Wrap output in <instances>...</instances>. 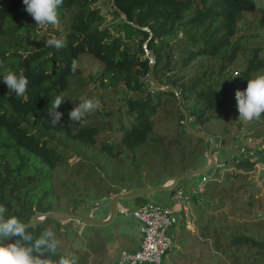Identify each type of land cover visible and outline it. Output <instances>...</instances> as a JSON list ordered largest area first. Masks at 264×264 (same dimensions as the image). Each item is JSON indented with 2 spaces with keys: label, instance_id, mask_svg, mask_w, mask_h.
<instances>
[{
  "label": "trees",
  "instance_id": "trees-1",
  "mask_svg": "<svg viewBox=\"0 0 264 264\" xmlns=\"http://www.w3.org/2000/svg\"><path fill=\"white\" fill-rule=\"evenodd\" d=\"M257 1L116 0L118 8L134 25L127 23L113 8L118 23L110 29L104 28L106 17L94 8L96 0H63L57 10L58 19H67L70 23L64 38H60L63 46L57 49L47 47L45 43L39 50L31 52L24 43L35 27L23 20L25 6L22 0H0V74L12 70L17 75L22 73L29 81L26 100L9 93L7 86L0 82V205L6 209L5 217L14 215L28 224L37 214L56 212L54 175L64 163L63 154L54 145L57 136L64 135L70 141L97 146L101 129L96 124L90 125L88 114L80 122L69 121L68 113L74 106L65 96L71 80L83 72L82 65H78L84 56L91 61L88 66L94 67V61L102 65L99 82L103 86L123 88L127 95H142L141 99H127V108L135 116V122L131 128L120 129L124 131L123 145L134 148L148 142L161 106L153 99L167 95L179 103L171 91L151 90L148 51L156 57V76L162 83L180 91L190 121L204 132L200 130L204 124L211 123L216 115L214 119L221 118L225 108L237 103L235 93L246 89L248 79L264 73L262 47L254 49L255 56L242 72L232 70L242 49L234 38L247 13L261 16L264 27V6L258 7ZM55 34L60 33L57 31ZM177 48L186 54L180 59L182 65L174 62L173 54ZM214 58L221 59L219 68L204 62ZM73 61L77 65L75 74L72 73ZM195 63L200 69L186 83V76L179 77V74H182L183 67ZM61 94L66 102L59 111L64 115L61 123L53 126L47 113L50 102ZM178 110L179 126L188 131L179 105ZM242 128L239 135L234 136V140L243 144L235 148L233 165L250 175L264 163V142L258 143V139L252 136L253 141L249 143L247 137L240 136L245 132ZM217 147L215 151L219 152ZM103 150L114 155L110 144ZM232 174L234 178L241 175ZM206 198L203 193L194 197V211L198 204L206 202ZM192 220L195 222V216ZM48 221L28 229L33 242L49 228ZM233 246L260 250L258 256L264 253V241L248 235L235 237ZM61 250L58 246L56 255L51 257L54 261L62 255L69 256ZM49 256L50 253H44L45 258Z\"/></svg>",
  "mask_w": 264,
  "mask_h": 264
},
{
  "label": "rangeland",
  "instance_id": "rangeland-1",
  "mask_svg": "<svg viewBox=\"0 0 264 264\" xmlns=\"http://www.w3.org/2000/svg\"><path fill=\"white\" fill-rule=\"evenodd\" d=\"M257 6H264V0L257 1ZM94 8L106 17L104 28L112 29L118 23V18L113 14L112 1L96 0ZM244 19L234 38V42H239L242 47L237 62L232 66L236 73L242 72L255 56V48L264 49L262 17L250 12ZM23 20L35 27L24 43L25 48L31 52L39 50L52 36L63 39L70 27L67 19H58L56 25L40 29L26 11ZM57 31L60 34L56 35ZM259 34V38H256ZM261 54L264 57V51ZM173 55L174 62L178 64L182 63V56L186 57L180 48L175 49ZM83 58L78 65H82L83 72L80 77L71 80L65 96L73 106L81 98L99 101L100 107L88 115L91 118L90 125H98L101 134L97 146L79 144L64 135L55 138L54 145L64 157V163L54 175L56 203L53 204L56 212L94 214L95 218L106 220L115 196L127 191L131 193L156 189L186 172L208 166L206 143L179 126V104L167 95L153 99L154 103L161 106L158 118H154L155 130L148 142L134 148L123 145L121 141L124 131L120 129L131 128L135 122V116L127 108V99H141L142 95H127L123 88L103 86L99 82L102 65L94 61V67L88 66L91 63L88 56ZM220 61V58H214L204 62L219 68L222 65ZM199 69L196 63L183 67L179 77L186 76L185 82L188 83ZM220 117L213 118L211 123L204 124L200 130L216 138L220 159L232 167L235 148L243 144L242 141L234 140V136L239 135L240 127H243L245 132L241 137L251 139L253 136L262 144L264 115L251 122L238 120L237 103H234L225 108ZM191 125L199 129L196 123L191 122ZM109 144L113 146L114 155L103 150ZM213 173H208L211 180L202 191L207 196L204 199L206 202L195 207L196 224L194 222L189 226L184 221L171 230L179 246L163 258V264H264V253L257 255L260 250L249 246H233L235 237L241 235L264 241V163L260 164L255 173L246 175V171H241V175L236 178L232 173H221L215 178ZM201 181L202 176L186 180L179 183L173 192H159L146 199L150 203L173 207L175 192L184 189L188 193ZM120 203L129 212L120 210L115 220L107 226L97 227L74 221L58 223L53 219L47 225L60 241L61 251L72 257L77 264H119L124 251H137L142 244V224L134 216L139 208L137 200H122Z\"/></svg>",
  "mask_w": 264,
  "mask_h": 264
},
{
  "label": "clouds",
  "instance_id": "clouds-1",
  "mask_svg": "<svg viewBox=\"0 0 264 264\" xmlns=\"http://www.w3.org/2000/svg\"><path fill=\"white\" fill-rule=\"evenodd\" d=\"M22 3L25 6L24 10L34 19L38 28L46 29L49 25L58 23L57 10L63 4V0H22ZM46 46L59 49L63 46V41L52 36L46 41ZM147 47L148 45L146 49ZM76 69V62L73 61V74ZM0 82L7 86L9 93L27 99L26 90L29 81L22 73L17 75L12 70H5L0 74ZM235 99L239 113L238 120L251 122L260 119L264 115V75L248 79L246 89L237 90ZM65 102L62 94L57 95L50 102L47 114L53 126L61 123L64 113L59 109ZM99 107V101L81 98L68 113L69 121L80 122L86 114L94 112ZM215 153L216 151L214 156ZM122 208L124 207L120 209ZM5 211L4 206L0 205V264H76L70 256L62 255L56 261L51 258L56 255L60 243L51 228L43 230L39 238L33 242V235L28 231L29 226L17 216L5 217ZM13 237L16 239L8 242ZM45 252L50 253L51 256L45 258Z\"/></svg>",
  "mask_w": 264,
  "mask_h": 264
},
{
  "label": "built area",
  "instance_id": "built-area-1",
  "mask_svg": "<svg viewBox=\"0 0 264 264\" xmlns=\"http://www.w3.org/2000/svg\"><path fill=\"white\" fill-rule=\"evenodd\" d=\"M251 143L252 139H248ZM218 146V145H217ZM264 148V146H263ZM244 153V149L242 150ZM215 162L210 172L215 178L221 173H239L237 165L228 167L227 164L220 160V154L216 151ZM211 180L208 175L202 176V181L197 187L192 188L188 193L184 189L176 192L173 207L161 206L155 203L147 202L141 205L135 211V218L142 224V244L137 251H124L121 254L119 264H163V258L167 256L178 244L171 233L182 220H186L187 225L192 226L194 220L193 199L199 193H202L203 187ZM122 212L128 213L125 208Z\"/></svg>",
  "mask_w": 264,
  "mask_h": 264
},
{
  "label": "water",
  "instance_id": "water-1",
  "mask_svg": "<svg viewBox=\"0 0 264 264\" xmlns=\"http://www.w3.org/2000/svg\"><path fill=\"white\" fill-rule=\"evenodd\" d=\"M111 1L113 3V7H114L115 11L119 15H121L127 23H131L128 20L126 14L118 8V6L116 4V0H111ZM131 24L134 25L133 23H131ZM136 27L141 28L139 26H136ZM150 54L147 53L148 57H150V59H151V70H150V73L148 76L150 84L152 85L153 89H155V90L171 91L172 93H174L177 96L178 101H179L178 104H179L180 110L183 112V114L185 116V122L184 123H185V126H186L188 132L191 135H193L194 137L201 139L206 143L207 158L209 160L208 166H206L205 168L199 169L197 171L189 172V173L183 174L179 177H176L173 181H171V183L160 186L159 188H156V189L144 190V191H139V192L124 193V194H119V195L115 196L112 199L110 216L106 220H99V219L95 218L94 214L77 215V214H69V213H65V212H50V213H45V214H37L32 219V221L27 224L29 226L28 229L36 227L38 225H42L50 219L60 221L62 223L67 222V221H74V222H78L81 224H87V225L97 226V227L98 226H107L115 220L116 215L120 211V208H121L120 202L122 200L136 199L138 205L141 206V205H144L148 202V199H146V197H151L153 194H156L159 192H173L177 188L179 183L186 181V180L196 178V177H201L202 175L210 172V170H211V168L215 162L214 152H215V149L217 147L216 138L212 137V136H210V135H208L202 131H199L198 129L194 128L191 125L190 115H189V112L187 111V109L185 108L184 100H183V97L181 96L180 91L173 86H168V85L162 83L161 80L156 76V74H155V65L157 63L156 57H155V54L153 52ZM13 238H10V240L8 242H12Z\"/></svg>",
  "mask_w": 264,
  "mask_h": 264
},
{
  "label": "crops",
  "instance_id": "crops-1",
  "mask_svg": "<svg viewBox=\"0 0 264 264\" xmlns=\"http://www.w3.org/2000/svg\"><path fill=\"white\" fill-rule=\"evenodd\" d=\"M187 173H188V172H187ZM125 193H128V191H127V192H125ZM121 207H122V205H121ZM120 210H121V209H120ZM121 211H122V210H121ZM110 213H111V212H110ZM110 213H109V216H110ZM107 218H108V217H107ZM139 248H140V247H139ZM139 248H138V249H139ZM135 251H136V250H135Z\"/></svg>",
  "mask_w": 264,
  "mask_h": 264
}]
</instances>
